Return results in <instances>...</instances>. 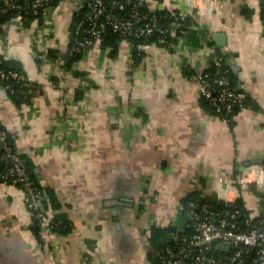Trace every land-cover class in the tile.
<instances>
[{
  "label": "crops",
  "instance_id": "obj_1",
  "mask_svg": "<svg viewBox=\"0 0 264 264\" xmlns=\"http://www.w3.org/2000/svg\"><path fill=\"white\" fill-rule=\"evenodd\" d=\"M70 1L52 10L51 24L16 15L0 25V56L34 82L18 105L0 79V122L56 198L36 232L24 189L0 181V264H153V228L181 225L184 199L219 197L218 187L259 217L264 184H231L264 158L263 0H148L191 15V31L173 45L145 44L137 60L129 41L115 53L94 44L73 63L81 77L47 54L68 55ZM224 55L249 99L232 121L208 106L197 77Z\"/></svg>",
  "mask_w": 264,
  "mask_h": 264
},
{
  "label": "built area",
  "instance_id": "obj_2",
  "mask_svg": "<svg viewBox=\"0 0 264 264\" xmlns=\"http://www.w3.org/2000/svg\"><path fill=\"white\" fill-rule=\"evenodd\" d=\"M3 1L4 6L0 9V13L6 12L8 9L23 8L17 0ZM53 2L54 0H33L31 3L34 14L41 16L44 24L52 23V10L58 8L64 12L68 7L65 0H60L57 5ZM70 4L71 7L74 6L73 4L77 6L74 8L75 13L85 9L84 19L79 23L82 37L77 41L78 51L85 52L94 44L101 43L103 33L108 27L118 31L123 36V40L129 41L133 48L139 52H144V46L147 43L134 44L130 39L132 34L140 38L149 37L156 30L161 32L168 30L162 28L157 14L150 12V10H155L146 8L148 7V0H72ZM170 44L173 45V42ZM213 61L218 65L217 72H220L224 63L223 57L219 56ZM0 76L3 79L24 77L18 71L6 72L2 69H0ZM197 77L200 81L201 95L216 107L218 113L226 112L223 117L225 120L229 121L227 115L235 105H239L240 110L246 108L244 104L245 93L228 86L225 76H220L214 80L219 85H224L221 88L214 84L204 71L200 72ZM28 80L32 81V78L28 76ZM0 136V146L7 144L6 133L0 131ZM6 156L11 158L12 166L4 176L5 182L9 179L13 184L20 183L25 190L28 206L31 209H36L40 205L38 192L29 179L19 155L9 150ZM235 182L231 185L236 190L241 187L247 188L253 182L263 185L264 165L250 163L236 178ZM217 191L218 198L234 204L235 208L225 212L215 209L208 202L192 199L188 203V211L184 212L183 205V223L170 233V239L177 243L178 248L168 245L159 256V264H216L217 258L211 252L217 248L229 252L226 257L230 263H241L242 256L255 248L256 252L252 258V263L264 264V217L255 220L251 218L248 212L245 213L238 208L236 202L242 197L241 194L232 195L229 191H223L221 187H218ZM38 216L43 217V214L39 213ZM241 219L243 222L240 221ZM187 230L188 233H185Z\"/></svg>",
  "mask_w": 264,
  "mask_h": 264
},
{
  "label": "trees",
  "instance_id": "obj_3",
  "mask_svg": "<svg viewBox=\"0 0 264 264\" xmlns=\"http://www.w3.org/2000/svg\"><path fill=\"white\" fill-rule=\"evenodd\" d=\"M33 0H17V2H20L23 6L22 9H8L6 12H1L0 13V25L3 23H6V21L16 15H21L26 24H29L33 19L39 18L41 21L43 20L41 16H38V14H34L33 9L31 8V3ZM60 0H54V4L57 5ZM4 6V1L0 0V9ZM149 10V7H146ZM150 12H155L159 18L160 23L162 24V28L168 29L167 31H159L156 30V32L149 36V37H136L134 34L130 36L131 41L134 44H138L140 42H146L152 43L156 42L158 44H165V45H170V43L174 42L175 39L185 33L186 30L189 29L191 31V28H187L188 24L184 22H189L191 20V15L188 16V18H183L182 16H179L176 11H171L167 9H156L155 11ZM84 13L85 9H81L79 12L74 14V19H73V28H72V39L70 42L69 50H68V55H65L58 49L50 48L48 50V56L53 57V58H58L64 60V64L67 68L71 69L73 73L77 76H85V72L74 69L73 68V63L79 60L82 55L87 51H78L77 49V41L82 37V30L79 27V23L81 20L84 19ZM187 17V16H186ZM262 17L264 19V3L262 5ZM123 40V36L116 30H114L111 27H108L107 30L103 33V40L101 44L104 47L111 46L112 48V53H115L118 49L120 41ZM144 52H139L134 48V58L135 60L139 59L142 57ZM226 56V57H225ZM223 66L220 68L221 71L217 72L218 70V65L214 61L210 63V65L204 70L205 73H207L208 78L211 79L214 84L219 86V88L223 87L224 85H219L217 82L214 80L217 79L220 76H225L227 80V85L230 86L232 89H238L239 91H242L245 93V98H244V104L246 106H249V99H248V94L243 89L238 85L236 75L232 71L231 67L229 66L227 62V55L223 56ZM0 69L10 72V71H18L22 74L24 77H10L8 79H3L0 76L1 81L3 82L4 86L6 87L7 93L9 94L10 98L15 101L18 105L21 104L25 99L29 97V92L31 89V86L34 84L33 81L28 80V75L22 70L20 64L17 61L6 59L3 56H0ZM188 71V69H186ZM85 90V88H83ZM82 91H79V96L83 93ZM87 89V88H86ZM203 97V96H202ZM203 99L207 102L208 106L211 107L212 111L219 115L220 117H224V114L226 113L223 111L218 113L216 110V107L205 97ZM240 110L239 105H235L233 107V110L227 115L229 117V121H232V117L235 112ZM0 131L6 133V142L7 144H1L0 146V181L5 182L4 176L9 172L11 166H12V161L11 158L7 157L6 154L9 150H11L14 153H17L21 159V162L24 166V168L27 171V175L29 179L32 181L34 187L36 188V191L38 192V201L41 202V204L36 208L32 209L33 216H34V223H33V229L36 232H39L42 230V221L43 217H39V213H43L44 216V211L47 209L49 205H55L56 198L54 195H52L49 191H46L45 188L41 185V182L38 178V173L36 172V167L34 164V161L32 158H29V154L24 151H20L19 147L16 144V138L15 136L10 133L0 122ZM1 139V136H0ZM7 183H11V181L8 179ZM21 188L23 186L18 183L15 184ZM24 189V188H23ZM25 191V190H24ZM198 200L200 202H208L214 206L215 209L222 210L225 212L232 211L235 207L234 204L228 203L220 198H218L216 195L212 196H202L201 193L196 192L194 194L189 195L186 199H184L183 205H184V212L188 211V203L190 200ZM39 202V203H40ZM236 205L238 208H240L242 211H245L247 213L248 211L245 209L243 205L242 199H238L236 202ZM260 216L255 218V220L260 219L264 217V209L262 210ZM240 221L243 222V219ZM58 228V227H57ZM177 226H171L169 228H153L151 236H150V252L149 256L153 264H159L160 263V255L161 253L164 252V249L168 247V245H171L175 248H178L177 243L170 239V233L174 230H176ZM190 229V228H189ZM188 229V230H189ZM188 230L185 231V233H188ZM256 249H252L250 253L244 254L242 256V262L238 263H230L227 260V255L228 251L223 250L222 248H217L214 249L211 254L217 258L216 264H253L252 263V258L255 256Z\"/></svg>",
  "mask_w": 264,
  "mask_h": 264
},
{
  "label": "water",
  "instance_id": "obj_4",
  "mask_svg": "<svg viewBox=\"0 0 264 264\" xmlns=\"http://www.w3.org/2000/svg\"><path fill=\"white\" fill-rule=\"evenodd\" d=\"M213 36H214L215 41L218 44L223 45V46L226 45V34H225V32H215L213 34ZM230 56H232V57H230V58H232V60H231V64H232L233 61H234V58H233V55L232 54H230ZM232 67L235 68V65H232ZM251 162L252 163L264 164V158H261V159H253V160L250 161V163ZM40 204H41V202H40Z\"/></svg>",
  "mask_w": 264,
  "mask_h": 264
}]
</instances>
